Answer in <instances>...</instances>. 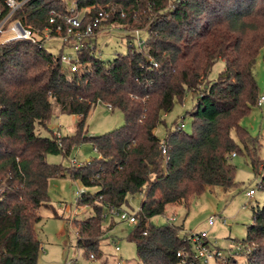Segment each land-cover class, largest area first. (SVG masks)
<instances>
[{
  "label": "trees",
  "instance_id": "16d2710c",
  "mask_svg": "<svg viewBox=\"0 0 264 264\" xmlns=\"http://www.w3.org/2000/svg\"><path fill=\"white\" fill-rule=\"evenodd\" d=\"M73 1L85 11L84 21L105 8L110 16L104 25L146 31L149 49L136 50L126 34L127 53L105 61L91 53L95 48H85L72 72L61 61L62 48L54 54L28 40L0 45V264H38L36 224L40 208L52 207L49 179L66 175L87 188L78 204L93 209L75 220L85 257L94 253L110 264L101 244L113 227L106 225V206L134 212L131 197L142 194L130 234L137 264H179L177 252L187 245L181 226L151 219L210 186H238L233 152L245 154L257 174L264 162L261 140L241 124L259 98L254 69L264 48V0H30L17 15L40 29L55 16L56 27ZM219 60L225 68L210 82ZM187 92L199 96L190 112L193 130L176 122L164 139V155L155 130ZM102 103L120 109L124 124L88 135L87 118ZM57 109L78 116L75 133L43 136L37 128H46ZM84 141L97 158L70 167L47 161ZM258 188L264 191V172ZM245 239L255 243L246 263L264 264V203L253 208Z\"/></svg>",
  "mask_w": 264,
  "mask_h": 264
},
{
  "label": "rangeland",
  "instance_id": "374dc122",
  "mask_svg": "<svg viewBox=\"0 0 264 264\" xmlns=\"http://www.w3.org/2000/svg\"><path fill=\"white\" fill-rule=\"evenodd\" d=\"M71 4V3H70ZM116 25H104L97 32L95 40L97 48L102 51L101 58L105 61L114 59L119 53L128 52V40L123 33L115 28ZM142 35H147L146 31ZM61 43L59 37L47 41L45 47L54 54H58ZM225 68L223 60H219L212 69L209 81L218 79L219 73ZM259 86V96H264V48L257 57L254 69ZM195 92H187L183 102H176L173 110L164 115L165 123L156 128V134L164 140L169 131L173 130L176 122H185V130L191 133L194 117L190 114L198 100ZM183 117H185L183 119ZM78 116L61 113L58 109L54 112L46 128H37L43 136H51L52 132H61L68 136L75 133ZM124 124V114L120 109L110 110L106 103L97 104L87 118L88 135L96 136ZM241 124L253 136L261 140L259 157L264 160V106H256L246 115ZM99 153L90 141L75 145L67 156L49 154L47 161L52 164H62L64 167L72 166V159L85 163L91 158H97ZM236 165L235 179L238 186L224 188L210 186L201 195L192 196L187 204L168 205L163 215L151 219L155 225L167 223L168 216H176L175 223L181 226L180 233L206 231L211 240H217L221 246L229 243L230 238L244 239L247 227L253 221V208L264 203V191L258 188L261 174L264 172V162L259 173H255L250 159L243 153L232 157ZM255 188L256 194L249 197V189ZM80 189L87 188L79 180L72 179L69 175L54 176L49 179L48 193L52 207H41V221L36 224L43 249L40 250L38 264H62L66 257L79 256L81 264H92L84 259L83 250L77 247V226L75 220H83L93 214L91 206H82L77 202ZM95 190V188H90ZM143 199L142 194L131 197V207L138 211ZM56 214L58 216H56ZM216 217L215 223L209 224V217ZM106 225H113L107 232L101 244L105 256L110 259V264H137L138 256L136 243L130 238L134 225L121 221L118 217H109ZM114 242L120 246L116 251Z\"/></svg>",
  "mask_w": 264,
  "mask_h": 264
},
{
  "label": "built area",
  "instance_id": "2783aa9c",
  "mask_svg": "<svg viewBox=\"0 0 264 264\" xmlns=\"http://www.w3.org/2000/svg\"><path fill=\"white\" fill-rule=\"evenodd\" d=\"M30 0H0V45H5L10 42L28 40L39 47H44L51 38L59 37L61 48V61L69 71H77L81 60V53L85 48H95L92 54L101 57L102 51L97 48V42H92L97 34V29L104 26L109 20L110 12L105 8H101L97 14L90 17L88 21H84L85 11H77L76 3L70 2L69 13L61 16L62 23L54 27L57 18H50L51 25L43 29L35 28L30 25L24 16H18L17 13ZM114 26V25H110ZM119 31L132 35L131 42L136 50L149 49L146 46L147 36L142 35V29L126 30L121 25H116ZM96 46V47H95ZM150 61L156 67L158 64L152 58ZM264 105V96H259L257 106ZM112 110L111 105H107ZM2 116L0 114V122ZM186 124L182 121L179 128H185ZM58 137H61L60 132H54ZM162 153L167 155V145L165 140L161 143ZM236 153H232L234 157ZM167 159V158H166ZM72 164L82 165L84 163L73 158ZM85 189H80L77 194L78 198L82 196ZM256 193L255 188L249 189L247 192L249 197H253ZM2 191L0 190V200L2 199ZM105 217H118L121 221H127L135 225L138 221L136 212H132L120 207L107 205ZM167 222L172 223L176 220V216H168ZM214 215L209 217V224L212 226L215 223ZM146 234V232H145ZM187 245L177 252L179 264H247V257L254 252L255 243L247 239L230 238L229 243L221 246L217 240H211L206 231L201 232H184L180 233ZM116 251L120 250L117 242H114ZM43 249V247H42ZM83 255V254H82ZM87 262L92 264H101V260L91 253L89 257L83 256ZM62 264H81L79 256L66 257Z\"/></svg>",
  "mask_w": 264,
  "mask_h": 264
},
{
  "label": "crops",
  "instance_id": "0c3cea01",
  "mask_svg": "<svg viewBox=\"0 0 264 264\" xmlns=\"http://www.w3.org/2000/svg\"><path fill=\"white\" fill-rule=\"evenodd\" d=\"M263 106H264V105H263ZM263 106H262V107H263ZM155 131H156V130H155ZM60 133H61V132H60ZM61 134H62V133H61ZM255 194H256V193H255Z\"/></svg>",
  "mask_w": 264,
  "mask_h": 264
}]
</instances>
